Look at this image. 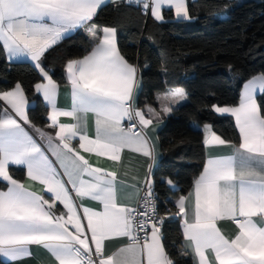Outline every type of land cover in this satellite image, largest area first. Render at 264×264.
I'll return each mask as SVG.
<instances>
[{
  "label": "snow or ice",
  "instance_id": "snow-or-ice-1",
  "mask_svg": "<svg viewBox=\"0 0 264 264\" xmlns=\"http://www.w3.org/2000/svg\"><path fill=\"white\" fill-rule=\"evenodd\" d=\"M128 3L158 22H166L165 9L174 10L177 21L191 19L187 0ZM103 4L105 0H0V53L10 62L27 58L33 63L41 77L34 90L50 109L44 127H37L28 116L21 82L0 90V257L19 261L35 245L46 249L55 264H177L161 229L179 217L187 241L180 255L190 256L191 264H264V105L257 100L258 90L264 94V74L244 83L238 105L211 106L215 113L235 118L238 140L227 141L204 124L202 171L187 195L163 201L161 215L153 179L155 145L146 131L158 114L150 105L137 104L139 68L121 54L117 27L96 23ZM76 29L86 30L91 48L65 65L72 102L62 110L56 102L59 84L44 60ZM187 98L182 87L156 95L157 101L171 103ZM171 103H162L164 113L175 111ZM87 113L95 117L94 137L81 124ZM222 145L232 151L219 155L216 148ZM125 149L146 158L142 181L133 177L134 183L127 182L83 154L120 162ZM14 167H24L44 194L15 178ZM161 183L176 189L170 177H161ZM126 186L135 203L121 201ZM85 200L98 206H87ZM224 220L236 226L230 236L218 226ZM117 238L121 244L109 250Z\"/></svg>",
  "mask_w": 264,
  "mask_h": 264
},
{
  "label": "trees",
  "instance_id": "trees-1",
  "mask_svg": "<svg viewBox=\"0 0 264 264\" xmlns=\"http://www.w3.org/2000/svg\"><path fill=\"white\" fill-rule=\"evenodd\" d=\"M187 4L190 20L177 21L172 11H165L166 22H156L124 2L102 6L95 18L98 25L117 27L121 54L139 68L142 89L138 106L157 107L155 93L167 88L182 87L188 94L186 102L174 105L175 111L159 131L162 156L153 179L161 215L163 201L188 193L202 171L204 124H210L227 141L238 140L234 119L216 115L211 106L238 105L243 84L264 74V0H194ZM90 48L86 31L79 30L54 46L44 64L63 85L66 63L82 58ZM7 61L6 54L0 53V90L21 82L30 103V120L44 127L48 109L34 90L41 80L39 70L29 63ZM258 103L264 105V94ZM12 174L19 180L25 178L20 168H13ZM161 177L175 181V191L161 183ZM161 231L177 264H191L190 256L180 255L184 248L179 217L168 219ZM0 264L6 263L0 258Z\"/></svg>",
  "mask_w": 264,
  "mask_h": 264
},
{
  "label": "crops",
  "instance_id": "crops-1",
  "mask_svg": "<svg viewBox=\"0 0 264 264\" xmlns=\"http://www.w3.org/2000/svg\"><path fill=\"white\" fill-rule=\"evenodd\" d=\"M127 1L128 0H118V2H117V0H105V4L101 5V8H102V6H105V5L110 4V3H122V2H124L125 4H127ZM189 1H194V0H187V3ZM165 11H168V10H166V9L163 10V14ZM172 12L174 13V10ZM147 18H150V19L156 21L151 15ZM156 22H158V21H156ZM79 30H85V29H76L69 34H66L65 38L72 35L74 32H77ZM86 34H87V32H86ZM87 36L91 40V38L88 34H87ZM117 44H118V40H117ZM7 62H10V61H7ZM10 63H29V64L33 65V63L30 60H28L27 58L19 59V60H16L14 62H10ZM138 76L141 78L139 71H138ZM141 85H142V82H141ZM141 89H142V87H141ZM141 89H140L138 94H140ZM242 90H243V86H242V89L240 91L242 92ZM157 93L163 94L164 91L163 92H157ZM157 93H155V94L157 95ZM37 95H39L40 98L43 100V97L41 94L37 93ZM261 95L262 94H260L259 90H258L257 100L259 99V97ZM240 96H241V93H240ZM138 97H139V95H138ZM138 97H137V102H138ZM156 101H157V99H156ZM56 102H57V106L62 110H67L71 106V102H72L71 86H70V84H68L67 79H66L65 84L59 85ZM157 103H158V106L152 107V108L155 110V112L158 115H154L152 117L153 118V125L149 126V128L146 130L148 135L152 138V142L155 145V156H156V160H157L156 167H157L159 161L161 160L160 157L162 156L161 146L159 145L160 144L159 131L164 126V124L166 122V118H168L171 114V112L170 113H164L162 111V103H171L170 101H164V102L157 101ZM44 104H45V101H44ZM176 104L177 103H171V106L174 107V105H176ZM29 107H30V103H28L27 111H28ZM47 111H50V109H48ZM146 115H147V112H146ZM216 115L232 117V116L227 115V114L221 115V114L216 113ZM232 118L234 119V122H235V118L234 117H232ZM60 119H61V121H64V122H69V120H70V118H67V117H61ZM94 121H95V117L92 113H87V114L82 115L81 124H82L84 130L87 132V134L90 137H94V135H95V123H94ZM72 122H75V121H72ZM25 128H26V130H28L30 132V134L34 135L35 139H37V137H39L27 125H25ZM49 131H50V129H49ZM202 131L204 134V127H203ZM37 141L40 144H42L44 146V148H47V142L45 140H44V143L40 142L38 139H37ZM73 144H76V146L78 147V144L76 143V141H73ZM231 151H232V149L230 148L229 145H222V146H218L216 148V152L219 155H227ZM83 154L85 155L86 158H88L90 160V162L94 166H99V167L107 169L109 171H117L118 174L124 176L125 181L130 182V183L135 182L133 180V177H136L140 181H142L144 174L148 171L146 158L141 156L140 154L133 152V151H130L128 149H125L122 152V154H121L122 159L120 162L108 160L106 157L97 158L94 154H90V153H83ZM48 155L50 156L51 159L55 160V157L51 155V152H49ZM204 156H206V149H205V155ZM14 168H20V169H23L25 171V175H24L25 178L22 181L26 184V186L31 185L30 190L35 191V192L40 193V194H44L41 192V186L38 183H34L27 178L26 169L24 167H14ZM129 191H130V189H128L126 186L124 188V190L120 192V199L125 204L135 203L134 197L129 196ZM187 194L188 193H186L185 195H187ZM85 204L87 206H90L93 208H96L98 206V202L92 201V200H85ZM254 219L259 221L260 218L257 217ZM218 226L221 228L222 232L226 236H230L236 229L235 224L232 223L231 221H228V220L220 221ZM186 243H187V241L183 238V245H185ZM120 244H121L120 238H117V239L110 241L109 242V246H110L109 250L115 249ZM30 251H31L30 256L24 257L19 261H8L7 258H4V257H0V258L6 264H55L54 258L51 257L50 253L46 249H43L42 247L33 245V246H30ZM188 251H191V250L189 249Z\"/></svg>",
  "mask_w": 264,
  "mask_h": 264
},
{
  "label": "built area",
  "instance_id": "built-area-1",
  "mask_svg": "<svg viewBox=\"0 0 264 264\" xmlns=\"http://www.w3.org/2000/svg\"><path fill=\"white\" fill-rule=\"evenodd\" d=\"M127 5H130V6L135 7L136 9H139V10L141 11L142 15L145 16L146 18L150 16V14L145 15V14L143 13L142 8L136 6L135 4H129L128 1H127ZM37 139L41 142V139H40L39 137H37Z\"/></svg>",
  "mask_w": 264,
  "mask_h": 264
},
{
  "label": "rangeland",
  "instance_id": "rangeland-1",
  "mask_svg": "<svg viewBox=\"0 0 264 264\" xmlns=\"http://www.w3.org/2000/svg\"><path fill=\"white\" fill-rule=\"evenodd\" d=\"M187 100H188V98H187ZM187 100H185V101H179L178 103H181V102H186ZM178 103H177V104H178Z\"/></svg>",
  "mask_w": 264,
  "mask_h": 264
},
{
  "label": "water",
  "instance_id": "water-1",
  "mask_svg": "<svg viewBox=\"0 0 264 264\" xmlns=\"http://www.w3.org/2000/svg\"><path fill=\"white\" fill-rule=\"evenodd\" d=\"M42 143H44V140H41Z\"/></svg>",
  "mask_w": 264,
  "mask_h": 264
}]
</instances>
